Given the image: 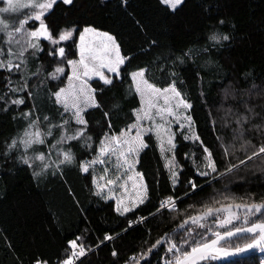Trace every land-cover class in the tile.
I'll return each instance as SVG.
<instances>
[{"label": "trees", "instance_id": "16d2710c", "mask_svg": "<svg viewBox=\"0 0 264 264\" xmlns=\"http://www.w3.org/2000/svg\"><path fill=\"white\" fill-rule=\"evenodd\" d=\"M221 20L223 24L219 23ZM51 21H55L58 29H82L91 25L107 31L116 37L122 55L130 57L121 66L120 76L112 77V85H103L97 79L92 81L101 107L89 108L84 116L94 147L109 131L105 112L110 114L113 132L134 121L133 109L139 107V97L131 87L129 74L139 68H149L150 79L160 81L158 87L167 86L163 82L165 79L168 82L176 79L178 89L193 104L189 114L195 121V130L213 152L220 172L230 164L239 165L242 159L245 163L223 179L209 183L211 177L198 176L189 158L192 153L202 158L199 144L184 140L178 133L175 152L183 172L179 177L181 183L174 189L158 141L155 135L150 134L145 137L148 147L140 153L137 163V171L143 174L147 184L149 199L139 209L123 216L115 211L114 199L105 201L94 195L92 178L93 175L98 177L99 171L91 168L87 173L81 171L80 162L95 156L92 148L84 147L83 141L69 142L77 157L75 163L34 177L33 171L39 169L30 168L17 159L22 150L9 157H4L3 152L5 144L21 135L32 119L40 117L42 128H46L44 116H48L53 124L61 121L63 109L55 102L52 93L65 86L67 77L60 81L44 79L47 72L43 68L50 72L52 69L48 65L56 63L48 55L56 46L42 40L44 51L37 52L35 56L26 54V70L22 68L10 76L14 82L12 87H16V81L23 82L22 77H31L38 68H42L38 78L29 80L28 90L8 92L7 82L2 79L8 74L0 70V96L7 93L5 99L0 100V264H34L37 258L57 264L63 258L67 241L81 235L84 243L91 247V251L81 258L83 264H125L130 256L146 250L180 222L179 219L173 220V214L165 211L146 223L133 224L125 232L128 221L155 211L159 201L168 195L184 197L185 191H189V179H195L202 190L198 188L194 195L178 202L181 211L192 203L198 207L213 196L219 199L221 195H229L237 202H241V198L244 202H251L252 198L256 202L264 200V156L248 161L246 155H251L254 149L249 146L247 153L239 150L244 140L251 141V145L256 147L264 143V0H186L175 15L160 0H76L73 7L56 6L46 23ZM38 24L35 22L32 26L37 27ZM212 32L227 34L230 39L217 44L208 38ZM75 39L78 43V33ZM152 41L156 43L152 44ZM59 46L66 48L68 59H77V49L72 40L61 42ZM163 58H168L167 75L158 70ZM66 71L69 73V68ZM171 73H175V77ZM225 90L230 93L227 97ZM18 98H24L25 102L19 105L11 103ZM114 106H117L115 111ZM228 109L248 116L243 127V139H235L236 117L229 114ZM26 113H31V116H26ZM63 118L67 119V115ZM217 136L225 145L235 144L234 155L223 154ZM48 140L53 142L52 137ZM35 147L47 150L45 146ZM28 154L32 155V152ZM52 159H56L54 153ZM196 163H201V160ZM240 214L243 215V210ZM250 219L256 221V217ZM207 223L213 230L223 231L215 228L212 219ZM105 234L112 235L113 239L101 243ZM183 235L178 231L175 238L179 240ZM251 239V235L234 238L232 244L243 246ZM145 241L149 243L145 244ZM165 247L154 250L149 257L151 264H163ZM113 250L118 253L116 257L112 256ZM263 263L264 251L258 249L245 256L201 264Z\"/></svg>", "mask_w": 264, "mask_h": 264}, {"label": "snow or ice", "instance_id": "6c2138e0", "mask_svg": "<svg viewBox=\"0 0 264 264\" xmlns=\"http://www.w3.org/2000/svg\"><path fill=\"white\" fill-rule=\"evenodd\" d=\"M185 2L186 0H160V3L173 15ZM4 3L6 7L0 8V14H14L24 9L29 10L23 18L18 20L7 21L0 17V70L8 74L2 77L7 82L8 92H24L30 88L29 80L32 77H39L42 68H38L31 77H22L23 82L16 81V87H12L14 82L10 79L14 71L20 72L22 68L26 70L28 62L26 54L35 56L37 52L44 51L41 47L42 40L56 46L48 52L56 63L48 65L52 69L50 72L43 68V71L47 72L44 79L60 81L63 77H67V84L52 93L55 102L63 109L60 114V123L53 124L48 116H44L43 123L46 124V128H42L41 119L37 117L30 121L21 135L11 138L5 144L3 156L9 157L12 153L22 150V154L17 159L30 168L39 169V171H33L34 177H39L50 169L55 168L59 171L62 165L75 163L77 157L69 142L83 141L84 147L92 148L95 156L80 162L81 171L87 173L90 168L102 166V175L99 177L93 175L92 178L94 195L105 201L114 199L115 211L123 216L139 209L149 199L143 174L135 169L140 153L148 147L145 137L150 134H154L159 143L161 155L166 160L165 168L170 172L174 189L181 183L179 177L183 172V166L177 161L175 152L178 133L184 140L199 144L203 153L202 158L197 157L195 153H192L189 158L192 159L198 176L211 177L209 183L223 179L226 174L232 173L239 165L245 163L242 159L239 165L230 164L224 172H220L213 152L205 145L194 128L193 116L188 114L193 104L178 89L176 79H172L171 82L165 79L163 82L167 86L158 87L157 83L160 81L153 82L150 79L149 68H139L129 74L131 87L139 97V107L133 109L134 121L118 132H113L110 114L105 112L109 131L104 133L94 147L93 138L88 135V121L84 114L87 109L100 108L101 105L96 99L97 90L89 81L96 77L103 85H112V77L120 76L121 66L125 65L130 57L122 55L121 46L116 37L107 31H100L91 25L84 26L82 29L79 27L58 29L55 21L46 23L56 6L62 4L73 7L76 0H4ZM30 22L31 25L39 22L38 27L30 26ZM219 23L223 24L224 21L221 20ZM77 33L78 43L75 39ZM208 38L217 44L230 39L229 35L218 32H212ZM69 40H72L76 46L77 59H68L69 53L66 48L59 46L61 42ZM155 43L152 41V44ZM167 59L163 58L161 65L158 66L162 75H167ZM67 68H70V74L66 71ZM170 75L175 77V73ZM253 87L255 88V85ZM229 94L225 90V96ZM28 95H31L30 91ZM5 96L7 93L0 96V100L5 99ZM24 102V98L11 100L12 104L17 105ZM115 110L117 106H114L113 111ZM246 111L250 112L251 109ZM228 112L236 117L235 139H243V127L248 122V116L242 115L239 111L233 113L232 109H228ZM25 115L30 117L31 113ZM65 115L67 119L63 118ZM73 122L76 125L75 128H73ZM213 127H215V121H213ZM55 132L59 135L55 136ZM49 137L53 138V142H49ZM217 140L220 141L225 156L235 154L234 143L231 146L225 145L219 136ZM35 146H45L47 150H38ZM249 146L254 150L251 155H246L248 161L254 157L264 156V143L256 147L251 145V141L244 140L239 150L247 153ZM29 152H32V155H29ZM53 153L56 156L55 160L52 159ZM197 160H201V163L197 164ZM129 182L132 185L131 191L128 187ZM187 185L189 191H185L184 197L168 195L159 201L155 211L128 221L125 232L133 224L146 223L150 218H155L156 215L165 211L173 214V220L179 219L180 222L171 232H165L157 238L146 250L142 249L139 253L130 256L125 264H142V262L151 264L149 257L154 250L165 246L163 264H201L202 261L238 256L253 248L264 251V219L260 218L264 217V200L256 202L252 198L251 202H244L241 198V202H237L235 197L229 195H221L219 199L213 196L208 201L201 202L198 207L196 203H192L181 211L178 202L194 195L198 188L202 190V186L198 185L195 179H189ZM117 187L122 192L120 197L115 196ZM241 210H243L242 216ZM251 217H256V221L252 222ZM209 219L214 221L216 229H223V231L213 230V227L207 223ZM238 223L240 226H237ZM178 231L184 233L179 240L175 238ZM242 235H251V241L243 246L233 245V239H239ZM112 239V235L105 234L101 243ZM148 243L145 241V244ZM89 251L91 247L84 243V237L76 236L75 239L67 241L63 258L59 259L57 264H83L81 258L85 257ZM117 255L118 253L113 250L112 256ZM34 264H49V261L37 258Z\"/></svg>", "mask_w": 264, "mask_h": 264}, {"label": "rangeland", "instance_id": "374dc122", "mask_svg": "<svg viewBox=\"0 0 264 264\" xmlns=\"http://www.w3.org/2000/svg\"><path fill=\"white\" fill-rule=\"evenodd\" d=\"M3 7H6V4L4 3V0H0V8H3ZM29 10L28 9H24V10H21L20 12H18V13H14V14H0V17H2V18H4L5 20H7V21H13V20H18L19 18H23V16L25 15V14H27V12H28ZM39 23V22H38ZM30 26H32L31 25V22H30ZM38 27V26H37ZM101 31V30H100ZM78 58V57H77ZM70 72H71V70H70V68H69V74H70ZM109 75H112V74H109ZM98 80V78H96V77H93V79L92 80H90L89 81V83L91 84V86H92V81L93 80ZM66 84H67V79H66ZM65 84V85H66ZM88 110V109H87ZM189 114V113H188ZM175 127V126H174ZM195 128V127H194ZM154 135V134H153ZM159 144V143H158ZM92 169V168H91ZM94 169H96V170H98L99 171V173H97V175H98V177L100 176V175H102V173H103V168L102 167H100L99 165H97ZM136 171H137V164H136V169H135ZM128 187H129V189H130V191H131V188H132V185H131V182H129V185H128ZM107 194V193H106ZM122 195V192H121V190L117 187L116 189H115V196H117V197H120ZM125 198H126V196H125Z\"/></svg>", "mask_w": 264, "mask_h": 264}, {"label": "water", "instance_id": "95a60500", "mask_svg": "<svg viewBox=\"0 0 264 264\" xmlns=\"http://www.w3.org/2000/svg\"><path fill=\"white\" fill-rule=\"evenodd\" d=\"M244 235H242L241 237H243ZM259 248H253V249H251V250H249V251H247V252H245V253H243V254H241V255H238V256H232V257H227V258H224V259H231V258H236V257H241V256H245V255H248V254H250V253H252V252H254V251H256V250H258ZM224 259H220V260H224ZM203 262H205V261H202L201 263H203Z\"/></svg>", "mask_w": 264, "mask_h": 264}]
</instances>
